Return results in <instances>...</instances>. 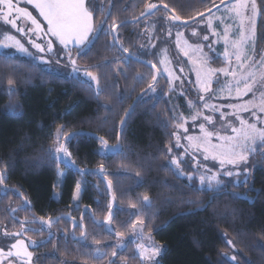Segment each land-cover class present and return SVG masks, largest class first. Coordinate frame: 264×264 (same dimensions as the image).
Listing matches in <instances>:
<instances>
[{"label":"trees","instance_id":"trees-1","mask_svg":"<svg viewBox=\"0 0 264 264\" xmlns=\"http://www.w3.org/2000/svg\"><path fill=\"white\" fill-rule=\"evenodd\" d=\"M255 1L257 46L264 47V0ZM92 4L93 22L106 20L105 31L71 51L75 63L99 77V94L79 79L45 72L30 59L0 54V228L26 239L33 264H142L133 242L112 256L117 237H128L140 221L165 247L157 264H264V146L249 155L240 175L221 178L226 187L218 191L174 175L170 160L177 123L166 99L167 82L158 76L159 56L146 34V21L158 13L179 16L176 21L199 20L221 0ZM148 4L157 11L139 20ZM150 83L161 88L158 99L147 97ZM60 126L78 134L68 143L75 165L57 163L46 152ZM118 135L120 152L99 151V137L112 145ZM183 168L188 173L189 167ZM60 171L64 178L58 185ZM144 195L150 207L143 205ZM21 221L28 231H21Z\"/></svg>","mask_w":264,"mask_h":264},{"label":"rangeland","instance_id":"rangeland-1","mask_svg":"<svg viewBox=\"0 0 264 264\" xmlns=\"http://www.w3.org/2000/svg\"><path fill=\"white\" fill-rule=\"evenodd\" d=\"M239 2H246L247 7L241 9V16H236L234 12L228 10L229 7ZM253 0H229L224 4L217 7L212 13L203 18L197 20L190 25H183L175 20L171 19V16L165 12L158 13L152 18L146 21V34L148 35L149 48L157 52L159 56V68L158 76H162L167 82V94L166 99L169 101L171 109L176 118L177 127L174 139V149L172 151V158H177L181 161L180 169L183 174H178L183 179L189 182L195 183L201 189H207V184L201 186L199 176L218 174L219 178H230L224 176L223 172L225 168L232 170L234 173H242V169L246 162H240L236 166L225 165V168H221L218 161L211 159L205 160L204 153L199 149L189 147L190 141L186 137H202L203 133L200 130V124H204L207 131L216 133L218 132L222 136L235 135L231 126L237 128L240 127L239 121L236 119V115H232L234 109L228 107L229 104H240L246 100L252 98V94H248L242 98H237L235 93V82L230 75H225L221 72H216L211 76L212 79V92L204 93L200 91V85L197 80V71L203 66L206 69H228L236 67L235 56L232 55L233 48L231 43L225 44L223 34L227 29L229 41H235L240 39L241 32L245 37L244 51L247 56L253 57L257 65L261 61H264V47L257 46L256 40V24L258 21V10L255 1V9L252 8ZM19 7L26 8L32 13L39 22L44 31L37 32L35 27L29 20L24 17L16 19V25L19 28L24 29L23 33L17 31L16 27L12 24L6 23L0 19V54L19 55L25 59H30L42 70L53 74L55 76L65 79H79L92 88L97 90V82L92 81L90 77L86 75L89 72L84 66L77 63L73 65L68 59V52L64 49L63 45H60L56 41L55 37L46 32V22L43 21V17L38 14V10L31 4H28L26 0H19ZM17 14H13L10 19H15ZM241 21L243 27H241ZM211 23V27H209ZM32 29V31H28ZM195 32V35L193 34ZM15 37L31 52L33 55L28 56L19 52L11 41L5 40V34ZM208 39L205 40L204 37ZM53 41V51L47 52L48 41ZM32 42L40 44L45 51L39 52L32 46ZM7 43L9 47H3V44ZM229 52V56L225 57V50ZM69 49L76 48L73 44H69ZM166 50V51H165ZM187 52L188 55L184 53ZM42 56L48 63H41L34 57ZM72 59L75 60V56L71 51ZM60 61L59 63L57 61ZM162 60L167 63H161ZM206 61V63H204ZM210 61H215V65L212 66ZM78 71H74L73 69ZM171 74V75H170ZM171 80V83L169 82ZM232 84L231 95L226 87L228 84ZM155 84V83H154ZM156 91L150 92L148 98L158 99L162 95V90L159 85H156ZM221 89L224 91L221 93ZM200 96H204L205 100L201 101ZM259 96V91L257 92ZM190 101L192 102L190 104ZM205 103L214 105L213 108H205ZM224 114V118L221 119V114ZM238 115L248 120L249 122H256V118L251 115V112H238ZM261 122L257 124L258 127H264V113H258ZM205 116L212 117V123L210 124L204 119ZM195 117V119H193ZM231 125V126H230ZM186 130V131H185ZM179 138V140H178ZM213 144L221 143L213 135L211 138ZM188 149V154L185 155V149ZM260 148V147H259ZM255 152L251 153L254 154ZM106 154V153H104ZM250 154V155H251ZM249 157V156H248ZM171 158V160H172ZM175 172H178L175 165L171 164ZM189 167L188 173L184 172L183 166ZM210 170V171H209ZM189 174L193 175V179L189 180ZM237 176V175H233ZM64 178V172H59V183ZM81 194L78 188L75 192L76 199H79ZM137 227L132 230L126 238L117 237L115 243L117 245V252L120 253L124 250L125 245L128 242L136 244V251L139 256L138 245H145L147 247L156 246L162 249L159 256L152 264H157L160 257L163 255L165 247L157 243L151 233L145 232L143 226H139V222H136ZM17 240H22L27 245V251H29V244L24 238H19L17 235H6L3 229L0 228V249L7 253L9 250L15 252V249H11V245ZM123 245L121 248L120 245ZM31 253V252H30ZM33 254L31 253V260L25 258L24 264H33ZM22 264V262L15 256H0V264ZM142 264H148V262H142ZM118 264H126L120 261Z\"/></svg>","mask_w":264,"mask_h":264},{"label":"snow or ice","instance_id":"snow-or-ice-1","mask_svg":"<svg viewBox=\"0 0 264 264\" xmlns=\"http://www.w3.org/2000/svg\"><path fill=\"white\" fill-rule=\"evenodd\" d=\"M28 4L33 5L38 11L41 17H43V21L46 22V32L51 34V36L55 37L56 41L59 42L60 45L64 46V49L68 52L69 61L75 65V60L72 59L71 49L68 48L69 44H73L77 49H83L87 45L93 42V39L97 37V35L101 32H104L103 25L106 20H101L99 24H94L93 22V14L95 11V6L92 4V0H26ZM19 0H0V19L4 20L6 23H10L13 27L17 28V31L22 32L24 29L17 27L16 19L20 17H24L31 22V24L35 27L37 32L44 31L41 26V22H39L35 17H33L32 13L29 12L26 8H22L17 6ZM221 4H224V0H221ZM215 6V5H214ZM102 7V5H101ZM156 5L148 4L146 6L147 9H153ZM165 9L168 8V5H164ZM246 2H239L235 5H232L228 8L230 12H234L236 16H241V9L246 8ZM255 0L252 2V8L255 9ZM17 14L15 19H10L13 14ZM198 15L203 16V13H199ZM172 20H179V16L171 17ZM209 27H211V23H209ZM241 27H243V22L241 21ZM113 31L117 29V24L115 21L111 25ZM28 31H32L29 29ZM108 34V33H106ZM195 35V32L193 33ZM223 38L225 40V44L228 45L231 43L233 48L232 55L235 56L236 59V67L228 68V69H206L203 66L199 71H197V80L200 85V91L204 93H211L212 90V79L211 76L216 72L224 73L226 76L230 75L232 80L235 82V93L237 98H242L247 96L248 94H252V98L244 101L240 104H229L228 107L234 109L232 115H236V119L240 123V127L237 128L235 126H231V130L235 135L232 136H222L218 132L213 133L207 131L205 129L204 124H200V130L203 133L202 137H186L190 141L189 147L194 149H199L204 153V159L207 160L209 157L211 159L216 160L221 165V168H225V165L236 166L240 162H246L248 156L257 151L259 147L264 146V127H258L257 124L261 122L260 116L258 113H264V61H261L259 65L255 62L253 57L247 56L244 51V43L245 37L243 32H241V37L235 41H229L227 29L223 34ZM205 40L208 39L207 36L204 37ZM5 40L11 41L15 48L28 56H32L33 54L28 51V49L22 44L19 40L15 39V37L5 34ZM32 46L36 48L39 52H44L45 49L38 43L32 42ZM3 47L7 48L9 45L7 43L3 44ZM53 51V41H48L47 52L51 53ZM166 51V50H165ZM124 52H128V49H124ZM80 52H77L79 55ZM188 55L187 52L184 53ZM129 56L132 53H128ZM225 57L229 56V52L225 50ZM39 60L41 63H48L47 60L42 56L34 57ZM60 62L59 60L57 61ZM161 63H167V61L162 60ZM206 63V61L204 62ZM97 68L100 65L96 66ZM153 68H156L157 65L153 64ZM74 71H78L77 69H73ZM86 75L91 78L92 81L97 82V93L99 94V77L92 72H86ZM171 75V74H170ZM153 81L157 80V77L154 75L152 77ZM171 83V80L169 81ZM8 84L12 85L13 80L9 79ZM229 90V94L231 95L232 84H228L226 86ZM11 92L12 89L10 88ZM148 91L155 92L156 87L154 83H150L148 85ZM221 93L224 89L220 90ZM259 91V96H257V92ZM200 100L204 101L205 97L200 96ZM192 102L190 101V104ZM205 108H213L215 110L214 105H209L205 103ZM251 112V115L256 118V122H249L241 118L238 115V112ZM129 112L125 113V118L121 119V132L123 131V125L126 123V117ZM224 118V114H221V119ZM195 119V117H193ZM205 120H207L210 124L213 122L212 117L205 116ZM181 125H177L180 127ZM186 131V130H185ZM54 140L52 145L46 149V152L50 159L55 160L57 163H66L75 165V160L72 159V153L68 150V143L71 141L73 137L78 135L77 133H65L63 131V126L57 128V131L53 134ZM215 135L217 140L221 141V143L213 144L211 142L212 136ZM63 136V139L61 138ZM121 137L117 136V142L115 144L110 145L109 142L104 137H99L100 141V149L99 151L107 152V153H116L121 151L120 144ZM179 140V138H178ZM171 152V149H169ZM188 154V149H185V155ZM171 164L176 166L178 172H174L173 174H183L180 169L181 161L177 158H172ZM101 171H103V166H100ZM81 173H84L85 169H80ZM210 171V170H209ZM247 169H245V172ZM239 175V172L234 173L232 170L225 168L223 175L232 177L233 175ZM189 180L193 179V175L189 174ZM200 184L203 188L205 183L207 184V190L209 191H218L221 186H225L224 182L219 178L218 174L213 173L212 175H200L199 176ZM0 183H3V174L0 172ZM244 183H247L245 180ZM79 188V185L77 186ZM6 194V193H5ZM73 199H76L74 195ZM143 205L145 207L151 206V200L148 195L143 196ZM133 204L131 207H135ZM111 207V206H110ZM15 211V210H13ZM110 218H105V223H109ZM24 221H21V231H28V229L24 228ZM49 225L52 223L51 220L46 221ZM143 221L139 222V226H143ZM137 225H133V230ZM111 232V229H108ZM8 235V233H5ZM11 235H19V233H12ZM85 233L81 232V237H84ZM117 236H122V233H117ZM31 244L35 245L36 241H30ZM122 248L123 245L121 244ZM11 249H15L13 252L9 250L7 253H4L2 249H0V256H15L19 259L22 264L25 262V258L27 260H31V253L27 251V245L22 240H17L14 244L11 245ZM139 250V258L142 262H148V264H152L156 260V257L159 256L162 252L160 247L151 246L147 247L143 244L138 245ZM97 254H101L99 248L96 250ZM118 254L117 251L112 252V256L115 257ZM235 260V257H232ZM10 264L12 262L10 261ZM109 264H115L114 261L110 260Z\"/></svg>","mask_w":264,"mask_h":264},{"label":"water","instance_id":"water-1","mask_svg":"<svg viewBox=\"0 0 264 264\" xmlns=\"http://www.w3.org/2000/svg\"><path fill=\"white\" fill-rule=\"evenodd\" d=\"M157 9L158 8H153V9H149V10H147L140 18H139V20H144L145 18H147V17H149V16H151V15H153L156 11H157ZM210 13H208V14H206L205 16H207V15H209ZM176 21V20H175ZM197 21V18L196 19H193V20H191V21H187V22H182V21H176V22H178V23H180V24H183V25H190V24H192V23H194V22H196Z\"/></svg>","mask_w":264,"mask_h":264},{"label":"crops","instance_id":"crops-1","mask_svg":"<svg viewBox=\"0 0 264 264\" xmlns=\"http://www.w3.org/2000/svg\"><path fill=\"white\" fill-rule=\"evenodd\" d=\"M38 14H39V11H38ZM77 49V48H76Z\"/></svg>","mask_w":264,"mask_h":264}]
</instances>
